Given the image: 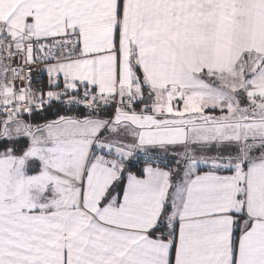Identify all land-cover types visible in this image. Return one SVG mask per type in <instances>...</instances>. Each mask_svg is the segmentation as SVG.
I'll list each match as a JSON object with an SVG mask.
<instances>
[{
  "label": "snow or ice",
  "instance_id": "obj_1",
  "mask_svg": "<svg viewBox=\"0 0 264 264\" xmlns=\"http://www.w3.org/2000/svg\"><path fill=\"white\" fill-rule=\"evenodd\" d=\"M0 264H264V0H0Z\"/></svg>",
  "mask_w": 264,
  "mask_h": 264
}]
</instances>
